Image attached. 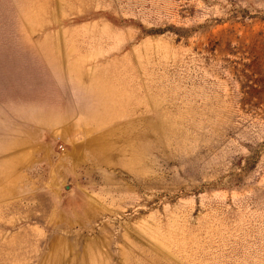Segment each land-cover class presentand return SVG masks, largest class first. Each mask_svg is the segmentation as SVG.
Returning a JSON list of instances; mask_svg holds the SVG:
<instances>
[{
  "label": "rangeland",
  "instance_id": "374dc122",
  "mask_svg": "<svg viewBox=\"0 0 264 264\" xmlns=\"http://www.w3.org/2000/svg\"><path fill=\"white\" fill-rule=\"evenodd\" d=\"M0 264H264V0H0Z\"/></svg>",
  "mask_w": 264,
  "mask_h": 264
},
{
  "label": "crops",
  "instance_id": "0c3cea01",
  "mask_svg": "<svg viewBox=\"0 0 264 264\" xmlns=\"http://www.w3.org/2000/svg\"><path fill=\"white\" fill-rule=\"evenodd\" d=\"M55 120H61V119L58 118ZM43 136L44 137H42V139L40 140V143L39 142L35 143L36 145L38 144H42L43 146L49 145L51 142H53L54 138H56L57 135L52 134L51 136H49L48 134L47 135L44 134Z\"/></svg>",
  "mask_w": 264,
  "mask_h": 264
}]
</instances>
